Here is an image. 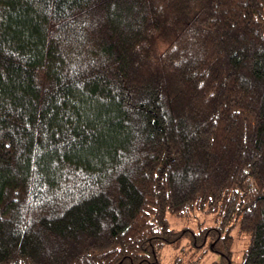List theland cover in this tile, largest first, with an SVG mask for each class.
<instances>
[{
    "label": "trees",
    "instance_id": "obj_1",
    "mask_svg": "<svg viewBox=\"0 0 264 264\" xmlns=\"http://www.w3.org/2000/svg\"><path fill=\"white\" fill-rule=\"evenodd\" d=\"M232 222L264 264V0H0V264H232Z\"/></svg>",
    "mask_w": 264,
    "mask_h": 264
},
{
    "label": "rangeland",
    "instance_id": "obj_2",
    "mask_svg": "<svg viewBox=\"0 0 264 264\" xmlns=\"http://www.w3.org/2000/svg\"><path fill=\"white\" fill-rule=\"evenodd\" d=\"M165 50L161 47V52ZM171 228L176 231L191 230L197 232L200 227H215L221 223V216L202 212L185 218L168 216ZM231 235L234 239L233 263L241 264L244 251L248 246V235L241 231L237 222H232ZM230 226V224L228 225ZM161 264H224L227 260L209 251V247L196 248L191 235L184 237L177 246L164 245L159 248Z\"/></svg>",
    "mask_w": 264,
    "mask_h": 264
}]
</instances>
